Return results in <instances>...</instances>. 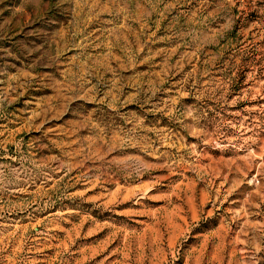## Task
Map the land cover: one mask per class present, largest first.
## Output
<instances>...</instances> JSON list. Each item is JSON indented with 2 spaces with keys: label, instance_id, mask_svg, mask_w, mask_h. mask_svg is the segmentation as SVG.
I'll return each instance as SVG.
<instances>
[{
  "label": "rangeland",
  "instance_id": "obj_1",
  "mask_svg": "<svg viewBox=\"0 0 264 264\" xmlns=\"http://www.w3.org/2000/svg\"><path fill=\"white\" fill-rule=\"evenodd\" d=\"M0 264H264V0H0Z\"/></svg>",
  "mask_w": 264,
  "mask_h": 264
}]
</instances>
